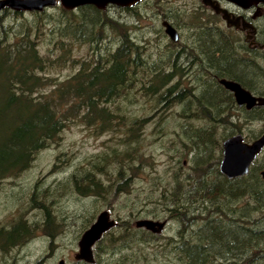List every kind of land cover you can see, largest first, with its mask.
<instances>
[{"label": "rangeland", "instance_id": "obj_1", "mask_svg": "<svg viewBox=\"0 0 264 264\" xmlns=\"http://www.w3.org/2000/svg\"><path fill=\"white\" fill-rule=\"evenodd\" d=\"M201 3L202 0H143L130 7L111 4L103 8H66L57 3L40 10L0 9V69L12 102L16 108L31 109L39 125L55 128L53 133L42 134V146L32 152L25 169L0 179V243L5 237L3 232L10 231L20 219L33 229V237L27 241L7 251L0 250V264H58L60 259L67 264H90L76 259L79 241L104 210L119 224L95 243L92 264H197L172 248V236L178 237L182 227L178 220L171 219L156 238L139 236L135 229L136 221L144 217L166 219L169 195L177 190L178 182L184 185V193L177 196L182 199L180 205L191 209L185 221L201 216L189 232L183 229L179 234L193 243H202L206 259H213L221 251L233 254L215 257L210 264H246L244 254L248 249L230 251H237L233 245L251 227L256 226L255 232L264 228L261 224L257 229V224L264 223V198L259 197V203L255 198L248 201L249 196L239 198V193L229 194L228 188L216 184L223 177L219 171L222 143L234 128L233 118L228 117L227 123L223 119L230 108L210 112V106H219L220 96L214 89L210 90L214 97L208 100L204 115L199 112L206 105L189 95L192 89H179L191 99L186 97V102L181 103L171 95V104L159 97L164 89L158 93L147 90L154 76L153 67L167 72L171 69V53L172 58L175 56L161 21L172 18L184 37L202 32L195 26L200 16L194 10ZM209 28L207 32L212 37ZM124 32L133 42L124 79L113 94L99 95L96 90L100 86L93 82L94 78L84 75L97 65L103 69L110 66ZM30 47L40 62L27 73L40 78L41 83L26 90L14 70L17 58ZM204 52L201 54L205 57ZM239 55L227 70L236 69L243 73L241 76L249 70L256 77L261 75L256 73L258 66L248 68L249 56L242 51ZM262 84L263 79L264 87ZM162 103L169 106L154 116ZM232 108V112L245 115L237 106ZM260 112L264 115V111L257 113ZM211 118L217 122L210 124ZM262 119L254 124L239 123L247 141L256 138L263 127ZM12 122L13 118H7L0 133ZM208 142L214 146H207ZM263 164L264 152L253 168ZM177 175L181 180L176 179ZM81 184L88 187L87 192L78 190ZM165 191L169 193L164 195ZM47 212L54 226L47 224ZM238 213L241 223L237 229L235 219H231ZM218 216L222 221L219 224L214 220ZM205 218L213 220L208 223ZM251 219L253 225L245 228ZM127 226L133 231H126ZM210 240L213 255L207 249ZM223 241H228L224 248L220 244ZM254 247L255 251L263 250L264 239ZM231 256L233 261L227 259Z\"/></svg>", "mask_w": 264, "mask_h": 264}, {"label": "flooded vegetation", "instance_id": "obj_2", "mask_svg": "<svg viewBox=\"0 0 264 264\" xmlns=\"http://www.w3.org/2000/svg\"><path fill=\"white\" fill-rule=\"evenodd\" d=\"M142 1L143 0H140L138 3ZM5 7L10 8L9 6H5ZM194 10L196 11L195 13L200 16L199 22L195 26L199 30H203L202 32L200 31L199 33L188 34L185 35L184 37V34L180 32L179 27L173 22L174 20L171 18L170 21L169 19L165 18L179 32L178 38L175 40L172 38V36L170 37V35L167 33L165 20L161 21L163 25V30L165 31L167 36L171 39V52H173L175 56L172 58V53H171V69L169 71L164 72L161 71L162 68L158 66L153 67L154 76L151 77L150 79V85L154 84L155 81H157L156 83L160 84L159 92L163 89L164 90L160 93L159 97L162 100H167L166 103L171 104V95H175L174 99L177 101L180 100L181 103H185L186 97H189L190 95V96H194L198 100L197 102L200 105H206L204 108L208 106L209 104L208 100L210 99V97L211 96L214 97V95L210 92V90L214 89L215 91H217V93L220 96L219 106H210V108H212L210 109V112H220L226 108L227 109L230 108V111L228 109L223 119L224 121L230 122L228 117L233 118V121L231 123L236 124V129L241 128V125H239L240 122H248V124H254L259 119L258 115L256 117L255 115L253 116L245 112H244L245 115H239L236 112H232L233 111L232 106L234 107L237 106L238 107L237 109L239 110H243V108H245L246 110L248 109L246 108V106L238 105L234 93L228 88H226L220 82V80L225 78L228 80L237 81L241 83L243 86L245 84L246 86L250 87L248 89L251 90L254 94L264 96L263 92L253 91V90L256 91L264 90V87L261 86V79H263V83H264V1H254L251 4H249L248 7H244L242 5L233 2L232 0H202V3L199 6H196ZM19 11H26V10H19ZM209 26L211 28H209ZM208 28L212 29V33H213L212 37L208 35L207 32ZM189 36H193V39L190 40L188 38ZM122 38L124 40L126 39V41L129 42L126 46L131 49V47H133V42H131V40L127 36V33ZM214 39L217 41V43H215ZM207 42L212 43L211 47L207 46L208 45ZM241 51L243 55L249 56L250 62L247 63V65L249 66L248 68L253 69V67L258 66L259 72L256 73L257 74L261 73L260 76L256 77L254 73L251 72L250 70L247 74H244L243 76H241L243 73H240L239 71H235L236 69L234 70L235 72L234 71L231 72L227 70L230 66H232L235 60L237 59L239 60V56H240L239 53ZM201 52L202 53L204 52L205 57L204 55L202 56ZM184 53H186L187 55L186 58ZM213 56H215L216 58H214ZM136 57H137L136 59H140L138 54H136ZM241 58H243V56ZM126 62H128V59H126ZM120 77H121V73L115 75L114 79L115 80L116 78L120 79ZM123 79H124V74L122 75V80ZM93 82L95 84L97 83L96 80H94ZM117 82H119V80H117ZM216 82L218 83V87L222 89L223 92L216 86L215 84ZM179 89H192L193 93L191 92L189 95H186L187 94L186 92H180ZM150 91L152 90H148V92ZM201 100H205L204 104L201 103ZM167 106H169V104L162 103L161 107L157 108L158 109L157 114L154 116L160 115L159 114L160 111L162 109H165ZM255 108L264 110L263 106H255L253 109ZM261 114L262 112L259 113L260 116ZM262 118H263L262 120H264V117ZM263 132H264V127H262V129L256 135V138L261 136ZM221 174L224 175L222 172ZM202 180H200L201 183H203ZM221 182L227 184V182H225L224 179H222ZM180 183L182 184V182ZM168 193L169 192L165 191L164 195ZM170 196L171 194L169 195V197ZM170 203L171 204L169 209L167 208L166 205L167 208L166 211L168 213L166 219L144 217L136 221L135 229L136 230L138 229L139 236H144L146 238H156L157 236H159L164 232L166 226L171 223V219H175L182 224V227L178 231V237L172 236L171 245L173 244L172 248L174 250L181 252L189 262L197 261V264H206V263L210 264L215 257L220 256L222 258H225L224 255H228V256L233 255V254H228V252L225 253V251H221L220 254L213 255L211 251L214 246L210 240V242L206 241L204 243L208 242L207 249L211 253V255L215 257L211 260L209 258L206 259L205 255L207 251H205V248L203 247L202 243L201 245H199L200 243H193V241H191L192 240L191 238L184 236L183 233L179 234V232H183V231L189 232L192 229V227L199 221V219H201V216L200 215L195 216L192 218V220L189 219V222H186L185 218H188V211L190 212L191 209L188 208L186 209L184 207L182 209L178 208L179 205L175 203L174 199H172ZM212 210L213 209H211V213H213ZM104 211H108V210H104ZM192 212H194V209H192ZM109 216L110 219L114 221V224L105 233L109 232L111 229L115 228L119 224L117 219L113 218L110 212H109ZM238 217H239V213L237 214V216L231 219V220L235 219L234 222L236 224L234 225V227H236L237 229L240 228L239 225L241 223ZM205 219L208 220L209 218H205ZM142 220H152L154 222L164 223L163 229L160 231H153L147 228L146 226H139L138 222ZM212 220H208V223L212 222ZM214 220L217 221L218 224L222 222L219 219V216L214 217ZM252 222L253 221L251 219V221H249V225L245 226V228H248V226L251 227V225L253 224L250 223ZM156 227L158 228V226ZM204 227H202V229ZM255 227L254 228L251 227L249 233H243L244 235L242 237V241H243L242 243H240L241 237L238 242H235L233 246H235L237 251L235 249L230 251L231 253H240L242 251H245V249H248V251H245L244 254L247 257L246 264H251L253 262H258V264H262V263L264 264V247H262L263 250L261 251L258 257H256L255 254H253L252 256L250 252L255 245V237H256V232L254 231L256 230ZM220 228L221 225L216 227L215 231L217 232L218 230H220ZM129 230L133 231L132 228H129L127 226L126 231ZM250 231H252V233ZM260 231H264V228H260ZM147 241H150V239ZM227 242L228 241H223V243H220L221 247L224 248L225 245H228ZM189 243H190V248L188 246ZM241 244H243L244 246L242 247V249L239 248ZM78 246L80 251V243ZM186 248L189 249V252L187 251ZM254 248L252 249L253 253H255ZM79 251L76 253L77 260L90 264L94 263V261H88L86 259L79 258L78 257ZM222 253L224 254L221 255ZM227 259H231L232 261L234 260L232 256L228 257ZM62 260H64L63 264H67L65 259H60L58 264H61ZM257 260H261V261H257Z\"/></svg>", "mask_w": 264, "mask_h": 264}, {"label": "trees", "instance_id": "obj_3", "mask_svg": "<svg viewBox=\"0 0 264 264\" xmlns=\"http://www.w3.org/2000/svg\"><path fill=\"white\" fill-rule=\"evenodd\" d=\"M124 35H126L125 32L122 34V37ZM128 43L129 42H127L126 39L122 40L121 45H119L115 50L112 59L113 61L108 68L103 69L97 65L92 70L87 71L88 73L84 75V77H93L94 80L97 81L96 85L100 87H98L96 92L99 95H102L104 93L113 94L116 86L120 82H122V75L124 74L127 66L126 59H128L129 53L131 51V49L126 46ZM39 62L40 60L37 58L36 51L33 47L28 48L17 58V66L14 70L15 76L22 83L23 87L26 88V90L34 89L41 83L40 78H37V76H31V73H27L29 69L31 70V68L37 66ZM119 73H121L120 79L116 78L115 80L114 76L118 75ZM117 80H119V82H117ZM156 82L157 81H155L154 84L150 85L147 90L159 92L160 84ZM215 84L218 87V83L216 82ZM244 87L250 88L245 84ZM259 110L264 111L259 108H255L250 111L243 108L242 112L249 114L254 113L255 116L257 117L258 115L259 118L264 117V115L261 114L260 116L257 113ZM204 111L207 112L206 108H203L199 112V115H204ZM7 118H13V122L10 126H7L3 133H0V136H2V140H0V179L15 176L16 173L25 169L30 162L32 152L42 146V134L49 132L53 133L55 129L53 126L39 125L36 121V118L34 117V112L31 111V109H27L24 106H20L19 108H16L14 106V103L12 102L11 92L6 84L5 75L0 69V126H2V131L4 130V126L6 125ZM213 121L214 120L212 118L209 119L210 124L214 123L216 120L214 122ZM225 122L227 123V121ZM208 126H206L205 128H207ZM232 126H234V128L229 135L237 132H242V128L236 129L235 123L232 124ZM202 130L203 129H199V131ZM208 130L209 128L206 129V132L203 131L205 132L207 137V133L209 132ZM209 141L213 140L209 138ZM209 145L214 146V143L212 144V142H208L207 146ZM253 165L250 172L245 176L230 179L222 175V179H224L227 184L219 181L217 182L218 186L223 189L228 188L226 192H229V194L234 195L235 193H239V198L249 196L250 199H248V201H251L255 198V202L259 203V197L262 196L264 198V178L261 174L264 170V164L260 168H258L259 170L257 168H253ZM176 179L181 180V176L177 175ZM178 183L179 184L177 190L171 191V200L174 199L175 203L179 205L178 208L182 209V206L180 205L182 199L177 198V196H181V194L184 193V185H182L180 182ZM87 185L91 186L90 184ZM99 187L100 186H98V189ZM78 190L81 192H87L88 187H85L83 186V184H81L78 185ZM89 190H91V187ZM206 192L212 193L211 190H208ZM261 199L262 198H260V200ZM259 208L260 207H257L256 209L258 210ZM47 217V224H52L53 222L51 220L52 218L49 212H47ZM261 224L264 225V223L257 224V229L258 225L259 228L262 226ZM52 228L51 233L53 236L55 235V231L52 232ZM3 234L5 235V237L0 243L2 244L0 245V250L4 249L5 251H7L10 247L17 246V244H19L20 242L27 241L29 238L33 237V229L24 220L20 219L19 222L13 225L10 231L3 232ZM242 237L240 243L243 242ZM262 238L264 239V231H257L255 245L258 241H262ZM242 247H244L243 244H241L239 248L242 249ZM261 251L262 250L260 248L258 251H255V256L258 257L260 255L258 253H261Z\"/></svg>", "mask_w": 264, "mask_h": 264}, {"label": "water", "instance_id": "obj_4", "mask_svg": "<svg viewBox=\"0 0 264 264\" xmlns=\"http://www.w3.org/2000/svg\"><path fill=\"white\" fill-rule=\"evenodd\" d=\"M140 0H0V9L9 6L16 10H40L48 5L60 3L66 8H75L84 5H94L99 8L106 7L109 4H115L122 7L133 6ZM233 2L248 7L254 1L264 0H232ZM166 31L177 39L179 32L171 25L168 20H165ZM220 82L234 93L236 102L239 106H246L248 110L255 106L264 107V96L256 95L241 83L228 79H221ZM264 127V123H263ZM223 158L220 164V171L230 179L247 175L253 163L257 160L259 155L264 150V132L258 138L252 141H247L243 132H237L222 143ZM264 178V170L262 171ZM114 221L110 219L109 212L103 211L99 214L96 221L83 233L80 239L79 258L88 261H94L93 246L102 238L103 234L110 229ZM139 226H146L153 231H160L163 229L164 223L154 222L152 220H142L138 222ZM158 226V228L156 227ZM64 260L61 261V264Z\"/></svg>", "mask_w": 264, "mask_h": 264}, {"label": "bare ground", "instance_id": "obj_5", "mask_svg": "<svg viewBox=\"0 0 264 264\" xmlns=\"http://www.w3.org/2000/svg\"><path fill=\"white\" fill-rule=\"evenodd\" d=\"M205 135V134H204ZM262 174V173H261ZM263 176V175H262ZM234 202V201H233Z\"/></svg>", "mask_w": 264, "mask_h": 264}]
</instances>
